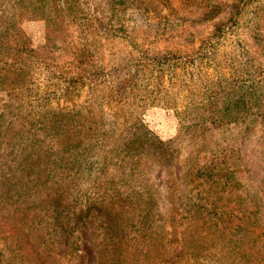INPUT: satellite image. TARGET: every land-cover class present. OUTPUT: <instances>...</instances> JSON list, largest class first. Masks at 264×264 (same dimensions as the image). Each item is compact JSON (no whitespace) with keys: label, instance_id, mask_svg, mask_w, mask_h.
<instances>
[{"label":"trees","instance_id":"trees-1","mask_svg":"<svg viewBox=\"0 0 264 264\" xmlns=\"http://www.w3.org/2000/svg\"><path fill=\"white\" fill-rule=\"evenodd\" d=\"M148 2L167 12L152 26L138 21ZM103 8L132 19L113 23L92 0H0V157L18 145L21 166L0 180V233L18 254L31 234L68 242L96 214L100 264H182L188 248L204 244L227 258L233 241L259 255L263 202L243 184L264 185V175L241 153L264 132V76L250 68L264 55V0H106ZM26 19L46 23L40 48L20 27ZM83 91L88 98L76 103ZM182 98L179 133L163 141L140 108H177ZM228 127L237 129L235 163L200 157L204 138ZM183 139L193 148L181 188L170 164ZM147 167L162 170V187L146 182ZM247 193L249 208L240 203Z\"/></svg>","mask_w":264,"mask_h":264},{"label":"rangeland","instance_id":"rangeland-1","mask_svg":"<svg viewBox=\"0 0 264 264\" xmlns=\"http://www.w3.org/2000/svg\"><path fill=\"white\" fill-rule=\"evenodd\" d=\"M92 2L98 7V10L107 15V19L113 23L117 21L127 23L132 19L129 12L118 17H113L111 13L106 12V8H103L106 5V0H92ZM147 5L148 10L143 11L144 14L138 16V21L143 25L147 24L152 26L154 23L162 20L159 17L160 15H164L167 12L165 10L161 12V8L157 10V7L149 2ZM107 19H105V21H107ZM20 27L28 36L31 45L34 48H40L45 43L46 23L44 20L26 19L21 22ZM123 43L125 46H128L126 41ZM250 68L255 77L261 79L264 76V55L259 57ZM184 95H186V93ZM79 98L80 99L77 100L76 103H85L88 98L87 92L83 91ZM185 102V99L182 98L177 108L148 105L140 108L139 117L148 129L158 138L163 141L173 140L179 133ZM60 105L61 107H72L73 102L63 99L60 101ZM104 109L105 111L110 112L112 109L116 110L118 108L116 106L113 108L111 105H105ZM204 140L205 151L200 154V157H207L209 160H215L216 158L221 157L226 158L232 163H235L234 161L238 159V157H236L237 154L232 152V149L238 151L236 146L239 141L237 129L234 127H228L223 131H213V133L205 137ZM179 144L178 151H180V153L176 154V157L170 164V169L176 182L180 183L181 188H183L185 185L184 178L186 177V170L191 165L190 152L192 150L189 149L193 147L188 146L189 141L187 139L181 140ZM175 146L177 147L178 145L176 144ZM17 147L18 145L12 146V148L9 147V149H5L1 154L0 180H2L3 177L10 178L11 174H13V176L21 174V166L13 165L15 160H17L15 156ZM243 149L244 151L241 154L251 157L255 163L254 165L252 162V165L257 166L259 172L264 175V132H260L248 142L246 141ZM249 165L252 167L251 164ZM15 171L16 173L14 174ZM145 172L146 174L144 176L146 182L150 183V185L154 183L157 187H162L165 178L162 170H152V167H147ZM108 177H115L114 172L109 171ZM261 184V182L256 181L252 185L244 183L243 186L245 191L258 196L259 203L260 201L263 202V209L260 208L257 219L264 224V185ZM245 188H248L249 190H246ZM254 190H259L262 193L258 194V192H255ZM162 195L163 191H160L159 196L162 197ZM242 198L243 199L240 203L244 207L249 208L253 205V197L248 193L247 197ZM233 206L234 202H229V207L231 208ZM189 219L190 218L187 220L190 221ZM101 231L99 216L91 214L85 221L84 225L74 231V233L68 238V242L56 238H47L46 244L36 243L34 241L36 234H31L29 236L31 242L26 245L25 250H22V252L18 254H15L17 248H14V243L10 245L8 239L0 233V264H100L99 250L102 248L103 238ZM233 243L236 253L232 257L226 258L218 252H212V250H209V248L204 246L206 244H204L197 252H193L190 250L191 248H188L189 250L185 252L182 264H264V250L258 255L256 253L254 254V252L248 248L250 243H236V241H233ZM40 249L46 250L47 252L45 254L40 253ZM239 251H242L243 256H245L240 258L238 256ZM26 252H31L32 259H29L31 254L28 258L26 257ZM33 252L35 254H33Z\"/></svg>","mask_w":264,"mask_h":264}]
</instances>
